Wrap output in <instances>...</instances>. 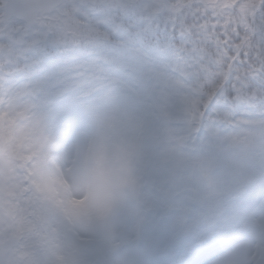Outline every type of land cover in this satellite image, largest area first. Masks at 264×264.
<instances>
[{
  "label": "rangeland",
  "instance_id": "rangeland-1",
  "mask_svg": "<svg viewBox=\"0 0 264 264\" xmlns=\"http://www.w3.org/2000/svg\"><path fill=\"white\" fill-rule=\"evenodd\" d=\"M71 3L69 9H66L65 6L64 9L59 11L60 13H57L56 19H51L46 23V26H50V28L55 30L54 33L49 34L46 38L43 34L39 38L34 37L28 31L10 39L5 38L4 44L1 47L9 49V51L5 50L0 56V68L11 57L17 59L19 56L21 57L23 52L26 53L24 48L27 47L26 50H29V52L33 51L31 49L33 47L32 42L36 39H39L41 41L40 45L43 46L57 41L62 32L66 31L69 34H76L78 29L81 31L88 20L87 16L82 13V10L77 13L81 16L82 20L78 25L73 15V10H77L79 6L76 7L77 2L74 0ZM81 6L84 11H87L88 8L86 6ZM167 7L168 5L165 8L167 9ZM118 78L125 85L116 82L114 84L115 88L113 86L102 87L97 90V93L86 95L87 97L84 96L83 98L77 94L69 96L60 94L58 91L51 94L52 97L56 98L66 96L60 103H57L59 104L56 109L57 114L53 111L48 114V118L61 115L60 125H65L68 128L62 153L70 149L81 136L91 131L92 114L110 105H116L135 114L139 118L137 124L144 142V165L141 187L128 200L124 209L118 215L113 229L110 232L86 240V237L74 233L69 226L68 228L77 237V240L80 241H77V245H84L87 252L88 258L85 259L81 256L78 261L80 264H89L91 261L99 264H164L160 262L165 260L166 256L155 254L152 249L149 231L153 229V237H156L158 233L162 241L166 243V239L162 238L160 231L157 230L159 227L157 226V221L166 220L161 217L162 202L164 200L163 207L166 209V198L162 197L158 199V195H160L158 191L166 180L167 174L173 172L167 165L168 158L177 154L181 145L178 127L179 125L182 126L183 119L187 117L190 110L187 101L184 104L174 93H170L172 89L182 88L179 83L180 81L172 82L164 75H146L142 77V81L138 80L136 83L132 82L128 76H119ZM40 81L41 78L39 77L36 84ZM61 84V81L57 82V85ZM25 94L27 92L18 91L15 101L19 102L18 97ZM21 109H26L27 111L26 107ZM21 112L22 110L17 115ZM261 125L264 127V122H261ZM243 138V136H237L235 143H240ZM227 140L230 141L228 138L220 137L217 145H205L209 158L205 155L203 159L205 166L198 168L201 175L194 178L192 182L203 193H206V189L210 192L209 194H219L222 192L224 185L229 184L223 179L225 167L221 166L220 162L222 161L218 162L221 152L226 154L228 159L223 162H227V164L241 160L231 158L234 155L236 147L232 146L231 143L229 144ZM255 140L256 138L246 139V142L254 144ZM214 147L217 148V151ZM190 149H192L190 154L193 156L203 153L200 147L198 149ZM244 149L245 145L238 150L242 151ZM198 160L199 158L197 157L194 159L193 166H196V161ZM65 170L60 165L61 175ZM202 174H205V177ZM149 176L157 179L156 186L148 185ZM64 181L67 185L66 179ZM241 181L243 182V179ZM150 189L153 192V196L150 195ZM5 192L0 186V264H8L6 256L14 250L16 243L10 237V209H7L5 213L2 212V210L9 207L7 200L3 198V195H7ZM140 192L144 193V197L147 200L144 209L149 210V205L152 204L149 218L152 217L155 223L153 226H148L145 222L146 217H144L142 207L140 216L138 203L140 201ZM73 201L76 200L72 199L70 203L72 204ZM249 219L239 227V232L235 235L244 239L224 253L210 260L202 261L199 257L204 252H207L208 249H199L195 253H190L189 257L183 261H176V258L168 257L165 264H264V240H261L264 238V207H260L258 214L253 215ZM181 221L182 218L180 216L172 221L173 232L179 227L180 231L182 230Z\"/></svg>",
  "mask_w": 264,
  "mask_h": 264
},
{
  "label": "clouds",
  "instance_id": "clouds-1",
  "mask_svg": "<svg viewBox=\"0 0 264 264\" xmlns=\"http://www.w3.org/2000/svg\"><path fill=\"white\" fill-rule=\"evenodd\" d=\"M24 107L25 115L16 116ZM0 112L4 113L0 118V186L12 188L27 164L34 168L33 178L43 185L39 195L59 198L57 207L68 217L67 225L74 233L87 240L110 232L141 187L144 142L139 118L110 105L92 114L90 132L59 153L56 132L40 103L0 102ZM37 121L38 129L34 126ZM53 159L66 169L62 175L53 167ZM257 164L264 168V158L234 161L225 167L223 179L228 183L243 179L244 190L261 178ZM62 178L67 186L61 183ZM72 199L77 203L71 204Z\"/></svg>",
  "mask_w": 264,
  "mask_h": 264
},
{
  "label": "trees",
  "instance_id": "trees-1",
  "mask_svg": "<svg viewBox=\"0 0 264 264\" xmlns=\"http://www.w3.org/2000/svg\"><path fill=\"white\" fill-rule=\"evenodd\" d=\"M259 1L260 0H254ZM98 22V27L101 30L106 31V35L102 39L96 41H90L89 43L80 42L77 45H66V46H57L54 49V54L52 59L43 65L52 66H66L69 68L87 64L84 72L82 73V79H74L69 85L70 90L73 92L82 91L90 93L94 89L102 85V81L113 82L116 81V77L113 76V69L117 68L121 73L129 74L128 65H133L143 61L147 66H151V61H149L144 55L143 50L145 49V38L144 34H141L138 27L132 23V15L126 13L122 17V12L119 9L116 11L111 10L107 18L105 13L100 11L99 14L95 16ZM249 18L253 21V16ZM252 21L248 22V25H252ZM236 28L240 29L243 34V29L241 25L236 24ZM171 29V28H170ZM220 33V32H218ZM170 32L169 29H166V43H163V49L165 50L166 56L168 57L167 62L171 66H175L179 70H183L185 74L188 75V82L186 86L189 88L187 91V98L190 103L194 105L199 112H203L204 103L207 99V93L210 91L209 84L207 79L204 77L201 78L203 81V86L201 83L196 81V76L193 74L196 63V55L192 51L193 45L196 41V36H193L191 39V47L185 45V42L189 41L190 38L188 34L179 27L178 33L174 40L168 38ZM163 38L161 34L152 36L147 41V45L150 47H155L158 44L162 45ZM117 41H124L123 46L119 47L116 45ZM101 58L107 62V66L104 69V72L101 75H98V67L94 66L93 62ZM33 62L28 63H19V70H26L30 73L38 70L36 66V60L32 59ZM41 64V60L39 61ZM41 69V68H40ZM17 76L21 75L20 72H16ZM243 75V70L241 72ZM210 78V77H209ZM15 79L14 74L4 78V86L12 87L13 80ZM217 82L218 79H217ZM233 81H229L226 85L224 91L218 95L215 100L209 106L207 113L198 124L199 132L202 131L209 132L207 130L208 122L211 118L221 119L223 115L224 119H237L241 117V113L248 112L254 113V110H259L264 108V72H260L253 76L246 78L244 83L238 84L239 89L238 93L234 91ZM42 90V89H41ZM67 91V89H65ZM186 93V92H185ZM220 112V114L217 113ZM215 113H217L215 115ZM215 115V116H214ZM3 118V117H0ZM222 120V119H221ZM52 128L54 125L49 121ZM35 127L39 126L34 125ZM203 134V133H202ZM60 135H57V151H60V142L58 139ZM26 159H31L27 157ZM53 167L58 171V159L52 160ZM257 173L261 176L257 182L264 183V168L259 164L256 167ZM34 168L28 166L27 164L21 170L19 179L15 182L12 188H15V196L19 198L20 203L22 201L23 207H26L28 217L25 220V234H24V264H64L58 261L52 254V252L44 247L41 243V196L39 195V187L43 186L40 181L33 180ZM180 178L182 175L180 174ZM61 183L62 180H61ZM252 190H256L255 185L249 186ZM30 189L32 191H30ZM166 193L172 194L167 188ZM52 198V197H49ZM52 201L55 205L59 204V199L56 201V198H52ZM51 201V202H52ZM264 202V191L260 190L248 200V204L251 205L245 209L235 208L233 211H230L227 215L221 216L219 214L215 215L210 213L209 216L212 218L210 223L215 226L217 229L212 233L210 230H206L205 233L198 232V230L189 228L187 226H182L183 232L191 234L194 240H197L202 235H208L204 237L200 242H207L213 238V241L223 237L230 230L232 221H238L243 213L246 211L254 210V207L260 203ZM21 207V205H20ZM61 215H63V210L60 209ZM206 221H209L206 220ZM227 221V222H226ZM225 222L227 224H225ZM54 225H51L53 228ZM161 229H164L160 227ZM219 233V234H217ZM211 234V235H210ZM184 233L177 234V236L172 240L173 243H166V250L171 252H180L189 249L194 242H185L181 240ZM42 236H46L49 240L50 247H57L59 245V236L52 232L50 228H46L42 232ZM169 238V229L166 227V239ZM66 243V241H64ZM190 243V244H189ZM67 245V243H66ZM155 249L159 248V245H154ZM48 253V254H46ZM66 255H69L70 250L66 249L64 251ZM43 254V256H42ZM63 254V256L65 255ZM43 257V258H42Z\"/></svg>",
  "mask_w": 264,
  "mask_h": 264
},
{
  "label": "snow or ice",
  "instance_id": "snow-or-ice-1",
  "mask_svg": "<svg viewBox=\"0 0 264 264\" xmlns=\"http://www.w3.org/2000/svg\"><path fill=\"white\" fill-rule=\"evenodd\" d=\"M250 14L253 16V24L250 26L246 22L243 23L241 25L243 34L236 27L230 31L222 28L220 33H217L215 24L212 25L211 34L205 33L206 38H201L199 33L196 34L192 48L196 55L193 74L196 81L201 83V87L203 86L201 78L207 79L210 88L206 94L201 121L211 103L224 91L229 81L234 82L233 88L237 94L238 84L244 83L249 76L264 72V0H260V3L250 10ZM16 23L22 25L23 21L19 19ZM49 28L50 26L44 24H32L27 31L34 37L39 38L43 34L46 38L50 34ZM187 31L193 33L191 29Z\"/></svg>",
  "mask_w": 264,
  "mask_h": 264
},
{
  "label": "water",
  "instance_id": "water-1",
  "mask_svg": "<svg viewBox=\"0 0 264 264\" xmlns=\"http://www.w3.org/2000/svg\"><path fill=\"white\" fill-rule=\"evenodd\" d=\"M58 2L60 0H7L4 6L5 16L6 19L13 15L27 18L30 21L31 17L34 18L36 12L41 10V7L43 9L52 5L53 8Z\"/></svg>",
  "mask_w": 264,
  "mask_h": 264
}]
</instances>
